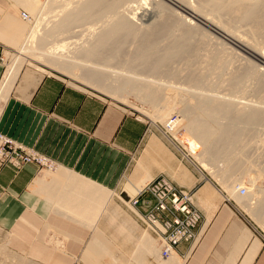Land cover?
<instances>
[{
    "label": "crops",
    "instance_id": "1",
    "mask_svg": "<svg viewBox=\"0 0 264 264\" xmlns=\"http://www.w3.org/2000/svg\"><path fill=\"white\" fill-rule=\"evenodd\" d=\"M24 3L0 0L5 57L17 53L30 33L18 18ZM5 72L0 62V85ZM4 107L0 131L58 164L52 172L0 165V228L16 232L25 249L21 261L41 259L44 251L48 264H264V228L237 204L243 197L237 192L229 198L210 174L196 169L165 138L163 126L33 68L21 71ZM162 176L192 192L203 216L197 238L180 243L168 259L137 217L154 199L145 195L136 209L117 196L126 182L146 179L150 185ZM106 191L113 196L108 207Z\"/></svg>",
    "mask_w": 264,
    "mask_h": 264
},
{
    "label": "bare ground",
    "instance_id": "2",
    "mask_svg": "<svg viewBox=\"0 0 264 264\" xmlns=\"http://www.w3.org/2000/svg\"><path fill=\"white\" fill-rule=\"evenodd\" d=\"M53 1L56 0H25V4L29 7L31 13L35 15L34 17L38 22L30 30L20 52L14 56L7 55L11 63H7V71L1 83L0 104L7 101L25 63L28 59L30 60L33 58L34 54L39 51L37 50L38 45L42 44L48 47V49H46L47 55H45V62L47 61L52 64L55 68H61L69 72L71 66L67 63L72 61L74 65L79 66L78 68L85 70V74H80L78 78L91 85L97 84V86L111 94H114L120 89L124 90V88H131L133 85H141L148 95L157 97L163 102L165 100L164 96H166V94L169 95L170 91L173 90L158 83L159 80H150L149 78L159 79L161 76L170 77L172 73H174L172 71V73L170 72V67L180 62H185L184 64L189 68V71L191 67L193 68L194 65L200 63L201 66L204 64L205 67H203V69L205 68L208 72L214 69L221 73L233 63L230 57L240 58L239 54L237 55L233 52L229 53L228 49H226L227 47L223 45L224 43L221 45L222 48L217 47V49H215V47L213 50L210 49L211 52L208 51L209 54L206 52V55H203V52H201L202 49L212 42L209 36L204 35V37L201 36L203 38L198 39L199 37L197 36V38L196 34L201 31V28L195 25L192 20H188L187 17H183L181 14L171 10L168 7L169 5L167 6V4L162 1L66 0L61 2L62 4L60 3L61 11L51 16L50 14L53 12L50 13L49 8L54 6L52 4ZM166 1L175 5L183 12L193 17V19L198 20L199 23L206 25L218 35L228 39V41L230 40L235 46L264 63V54L262 53L264 49V0ZM54 4L58 5V3ZM150 6H154L153 9H156V12L158 11L157 14H154L155 11H151L153 9L150 8ZM226 16L227 18L229 17L228 20H225ZM45 17H47V21H45L44 24L45 27H41ZM138 17L145 22H149L152 19L154 20L155 17L159 20L149 25H139L135 22ZM30 18H32L31 15ZM22 21L27 25H31L33 23V18L31 21L23 19ZM236 23L240 25L241 23L250 25L251 27L249 28L251 30L248 29L253 39L243 37L245 34H238L239 32L234 29V24ZM82 24L90 26L85 29L88 30L89 33L86 38L83 36L84 40H74V35L65 36V33L73 30L75 26ZM98 24H101V28H99L100 31L95 28ZM202 33H204V31ZM60 36L62 37L59 38ZM129 43H131L130 47H132L130 50L131 52L127 50ZM41 53L42 52H40V54ZM40 56L41 55H39V57ZM39 59L43 61V58ZM68 59L71 61L69 62ZM244 60H246L248 67L245 64V69L241 66L239 70H233L234 73H229L228 79L225 76L227 80L224 82H228L229 85H227L231 89H234L239 86V81L249 78L254 79L255 77L260 83L259 93H263L264 71L262 72L258 65L252 63L248 59H243V61ZM203 69L201 67L200 71H191L188 76V82H190V84H195V86L204 83L203 80L206 74L202 73L204 71ZM201 70L203 71L201 72ZM157 76L160 77L157 78ZM107 78H113L116 82L115 88L113 87L114 90L106 84ZM176 94L179 96V100L177 104L174 105V108L177 105L185 104L183 108H180L178 126L170 129L167 126L170 118L166 120L164 113L155 115V119L164 125V129L171 135V138L168 137L170 143H172L178 151L183 153L185 159L189 162H191L190 157H194L198 162L196 169H199L202 174L203 171L207 173L209 171L210 174V171L214 170L213 172H215V175L223 181V185L227 189L225 190L226 193L227 191H229L230 194L232 192L231 196H233V198L237 192L240 194V190L245 188L247 193L246 195L240 194L243 197V201L239 200L238 202L243 209H246L251 214H256V217H258L257 215L259 212L262 211L261 213H264V189L258 184L260 181L264 180V169H262V172L254 171L251 168L252 166L248 163L241 162L240 160H243L241 158L244 157L243 154L246 150H244L243 147H241L240 150L239 148L237 149L239 144L241 145L244 143V138L246 136V132H244L246 129L240 128L239 124H244V126H247L245 128H248L251 125L264 123V107H253L250 105L240 106L236 103L233 104L231 101V103H227L223 100H219L221 99L220 97L216 96L212 98L204 94H198L194 104H186L185 99H180L182 92L179 91ZM197 110H201L208 114L222 128L220 135L214 140H212L214 130L199 118L194 117ZM183 118L188 120L184 129L186 133L191 136L190 139L178 136V131L182 127L181 121ZM228 120L229 123H227L229 126H226L224 122ZM175 141L183 146L185 152L177 146ZM203 150L204 155L202 154ZM233 160H236V163L233 162ZM219 164L220 166L222 165L223 168L220 167ZM219 167L222 168L220 169L222 171L218 170ZM235 180L238 182L240 181L241 184H245V187L236 188L233 183ZM147 182L146 179L137 181L135 184L126 182L124 192L130 195L131 198L138 197V195L146 189L143 190ZM232 183L235 189L231 186ZM261 184L263 183L261 182ZM106 192V207H108L113 200L112 197L109 196L110 192ZM122 199L126 204L128 202L130 203L131 200L127 201L124 198ZM261 213H259L260 217H262ZM260 217L259 219H262ZM145 237H147L146 234L142 238L144 239ZM147 245L149 246V244ZM160 248H162V246Z\"/></svg>",
    "mask_w": 264,
    "mask_h": 264
},
{
    "label": "rangeland",
    "instance_id": "3",
    "mask_svg": "<svg viewBox=\"0 0 264 264\" xmlns=\"http://www.w3.org/2000/svg\"><path fill=\"white\" fill-rule=\"evenodd\" d=\"M42 1H45V0H42ZM64 1H66V0L53 1L52 4L54 6L50 5L52 7L49 8L50 13L53 12V13L50 14L51 16L56 14V12H58V11L60 12L61 11L60 3L64 2ZM67 1H72V0H67ZM73 1H78V0H73ZM153 1L154 2L155 1L164 2L165 4H167V6L169 5L168 7L171 10L181 14L183 17H187L188 20H192V22H194L195 25H198L201 28L200 29L201 31H199L200 33L197 32V34H196V37L197 36L199 37V38L197 37L198 39L203 38L204 35L209 36V38L212 40V42H210L211 44L209 43L207 47H204L202 49L201 52H203V55H206V52L209 54V52H211V50H213L215 47H216L215 49H217V47L218 48H222L221 45H222V43H224L223 45L225 47H227L226 49H228L229 53L233 52V53H236L237 55L239 54L241 59L238 58V57H236V58L235 57H230L231 61L233 63H231L230 64L231 66L229 65L227 67V69H224L223 72H221V73L219 71H215L214 69L210 70L209 71L210 73H209L208 71L205 70V68L203 69V67H205L204 64L201 66L200 63H197V65H194L193 66L194 69L191 67L192 69L190 68V71H189V68L186 67V65L184 64L185 62L184 63L180 62V63H176V65L175 64L172 65L170 67V72L172 71L174 73L171 72L172 75L170 77L169 76H165V77H162V76L160 77L159 76L161 78V80H160V78L158 76H157V78H159V79L149 78L150 80H156V81L159 80L158 83H161L162 85H164V87L167 86L166 88H169V89L171 88L170 90H173V91H170L169 95L166 94V96H164V98H165L164 102L162 100H160L159 98H157V97H154L152 95H148L146 90L143 87H141V85H133L131 88H127V89L124 88V90L120 89L117 92H115L114 94H111V93L105 91L103 88L97 86V84L91 85V84L85 82L84 80H81L80 78H78L80 76V74H85V70H83L82 68H78L79 66L74 65L72 63V61L69 60V59H68V61L69 62L71 61V62L67 63V64L71 66L70 67L71 68L70 69L71 72L70 71L69 72L64 71L61 68H57V67L55 68L54 66H52V64L48 63L47 61L45 62V60H44L45 57H46L45 55H47L46 49H48V47L45 46L44 44L38 45V49L37 50H39L38 51L39 53L38 52L35 53L32 59H30V60L28 59L27 60V62L24 65V69L23 70L28 69V68H33V69H37V70L39 69V71L44 72L46 74H54V75H57V76H61V77L65 78V79H67L69 82H71V83H73V84H75V85H77V86H79L81 88H85L87 90H91V91H95V92L101 93V94L109 97L113 101L119 102V103H121V104H123L125 106H128V107L134 109L141 117L147 119L148 121H150L152 123H155V124L159 125L161 128L163 126V129H164V125H162L159 121H157L155 119V115H158L160 113H164V116H165L166 120L171 118V116H173V115H178L179 116L180 111H181L180 108H183L184 105H185V104L184 105H177L174 108V105H176L178 100H179V98H178L179 96L176 94L179 91L182 92V94H181L182 98L180 97V99H185V101H186L185 103L186 104H191V103L194 104L195 103V99H197L198 94H204V95H209L212 98L217 96V97L221 98L219 100H223V101H225L227 103L231 101V102H233V104L236 103L237 105L239 104L240 106H242V105H248L249 106L250 105V106H253V107L254 106L255 107L256 106L257 107H264V92L263 93L262 92L259 93L260 92L259 91V84L260 83L257 81V79H255V77H254V79L249 78V79H246V80H243V81H239V83H238L239 86L237 88H234V89H231L228 86L229 85L228 82H224L225 80L228 79V76L230 75L229 73L233 74L234 71L239 70L240 69L239 67H241V66H242V68L244 67V69L246 68V66L248 67V64H247L246 60L243 61V59H248L252 63L258 65L260 67V69L262 70V72L264 71V63L259 61L257 58L251 56L246 51H244V50L238 48L237 46H235L232 42H230V40L228 41V39L218 35L216 32L211 30L206 25H203L202 23H199L198 20L193 19V17L189 16L187 13L183 12L181 9H179L175 5H173L171 3H168V1H166V0H153ZM192 1L194 2V0H192ZM54 3H56V4L58 3V5H55ZM21 4H22V2H21ZM56 7H57V9H56ZM150 8L153 9L154 6H150ZM20 9L27 11L33 18V23L31 25H27V33H29V31L37 24L38 21L34 17L35 15L31 13L29 7L26 4L24 6H21ZM21 10L19 12H17L19 14V16H18L19 19H21L20 14L23 12V11L21 12ZM151 11L152 12L155 11L154 14H157V12H158V11L156 12V9H153ZM168 12H170V11H168ZM228 19H229V17L227 18V16H226L225 20H228ZM158 20L159 19L157 17H155L154 20L152 19L149 22H145V21H143V19L141 20V18L138 17L135 22L137 24H139V25H141V24L149 25V24H152V23H154V22H156ZM45 21H47V17L44 18V21H43V24H42L41 27H45L44 26ZM234 25H235L234 29L237 30V32H239L238 34L241 35V33H242V35L245 34L243 37H246L247 39H253L251 34H250V31H249V29H250L249 27H251L250 25H245L244 23H241V25L236 23ZM100 26H101V24H98L95 28H97L99 30V28H101ZM89 27H90L89 25H85V24H82V25H79V26H75L73 30H70L67 33H65V36H69V35L73 36L74 35V40H81L84 37L86 38V36L88 35L89 32H88V30H85V29H87ZM91 27H92V25H91ZM203 31H204V33H202ZM205 31H206V33H205ZM65 36H63V37H65ZM201 36H203V37H201ZM61 37L62 36H60L59 38H61ZM256 40H258V39H256ZM130 45H131V43H129L128 47L126 46L128 52L132 48V47H130ZM129 47H130V49H129ZM20 49H19V51L17 53H13V54L8 53V54H6V58H7V55H11V56L17 55L20 52ZM263 51H264V49H263ZM263 51H262V53L264 54ZM40 52H42V53L40 54ZM42 54H43V56H42ZM39 55H41L42 57L41 56L39 57ZM38 57L39 58H43V61H42V59H39ZM36 58H38V59H36ZM73 61H76V60H73ZM7 63L8 64L11 63L9 61V58L6 59V71H7ZM198 64L200 65V68L202 67V69L204 70V71L201 70V72L203 71L202 73L206 74V75H205L204 80H203L204 83L197 84V86H195V84H192V83L190 84V82H188L189 81L188 76H189L190 72L193 71V70L194 71H196V70L200 71V68H199ZM245 64H246V66H244ZM5 74H6V72H5ZM5 74H4V76H5ZM225 76H226L227 79L225 78ZM106 84L108 85V87H111V89H113V90H114V88L116 86V82L114 81L113 78H110V79L107 78ZM168 86H170V87H168ZM191 86H195V87H191ZM227 86H228V88H227ZM0 87H1V85H0ZM182 90H184V91H182ZM175 91H176V93H175ZM158 99L160 100V102H159ZM5 102L0 104L1 105L0 106V109H1L0 112L3 111V108H5L4 107V103ZM159 103L160 104L162 103L161 106H160ZM160 107H162V108H160ZM161 109H162V111H161ZM170 110H174V111H170ZM194 117L199 118L200 120H202L205 124H207L208 126H210L214 130V136L212 137V140H214L216 137H218L220 135V133L222 131V128L208 114H206L205 112H202L201 110H197L195 115H194ZM227 122L229 123V120L224 122V124L226 126L228 125ZM187 123H188V120L183 118L182 121H181L182 127L178 131V133H179L178 136H180V137L183 136L185 139H187V138L190 139L191 136L189 134H187L186 130L184 129V127H185V125ZM239 126H240V128L246 129V131H244V132H246L245 133L246 136L244 138L245 141L241 145L239 144L238 147H237V149L239 148V150L241 149V147H243L244 150H246V151L243 154L244 157L241 158L243 160H240V159L239 160L241 162H243V163H248L250 166H252L251 167L252 170L261 171L262 172V169H264V123L251 125L248 128H245L247 126H244V124H239ZM163 131H164L163 133H166L164 135H166L165 138L167 140H168V137L171 138V135L168 134V132L165 129ZM175 143L177 144V146H179L181 148V150H183L182 149L183 146L180 145L179 142L175 141ZM181 154H182V156H184L183 153H181ZM202 154L204 155V150H203ZM190 159H191L190 163L193 162L196 165H198V162L194 159V157H190ZM233 162L236 163V160L235 161L233 160ZM219 166H220V164H219ZM220 167H222V165ZM220 167H219V169L218 168L217 169L220 170V169L223 168V167L222 168H220ZM218 170H216V171H218ZM213 171H210V175L216 180V182L221 186V188L224 191L227 190L226 187L223 185V181H221L220 178L217 175H215V172H213ZM220 171H222V170H220ZM208 174H209V171H208ZM236 181L237 180H235L233 182L236 188L245 187V184H241L240 181L239 182L238 181L236 182ZM261 182L263 184H261ZM233 183L231 184V186H233ZM258 184L261 185L263 187V189H264V180L260 181V183H258ZM125 187H126V185H125ZM235 187H234V189H235ZM124 190H123V192H124ZM226 194H227V196H229V198L235 199V198H233V196H231L232 192L230 194L229 191H227ZM117 196L119 197L121 202L123 201L122 203L125 204L126 206H128V204L129 205L131 204V202L130 203L128 202L126 204V202L121 198V194L120 195L118 194ZM237 204L240 206L239 203H237ZM128 208H130V207L128 206ZM240 208L249 217H251L257 224H259L260 226L262 225L261 227L264 226L263 225L264 224V213H261L262 211L259 212V213L262 214V217L259 216V213L257 215L258 217H256L255 216L256 214H253V213L251 214L246 209H243L242 206H240ZM259 217L262 218V219H259ZM54 239H55V237H52L50 240L45 238V241L48 244V243H52L51 241L54 240ZM44 250L46 252H48V250H46V249H44ZM24 252H25L24 245H22V246L18 245V236H17L16 232H13V236H11L9 233H7L6 231H3L0 228V253H1L0 254V264H48L49 263L48 260H46L44 258V256H46V253L44 251L40 255V257H42L41 259H39V257H37V255H35L36 256V257H34V258H36L35 260H31L32 258L30 257L28 262L21 261L22 257L24 256Z\"/></svg>",
    "mask_w": 264,
    "mask_h": 264
},
{
    "label": "built area",
    "instance_id": "4",
    "mask_svg": "<svg viewBox=\"0 0 264 264\" xmlns=\"http://www.w3.org/2000/svg\"><path fill=\"white\" fill-rule=\"evenodd\" d=\"M21 18L26 21L32 20L27 11L21 13ZM0 62L6 69L3 49H0ZM178 118V115L171 116L168 128H176ZM182 149L185 151L183 147ZM0 165L11 166L17 171L27 165H35L45 171H54L58 168V164L50 157L22 144L3 131H0ZM246 193L245 188L240 190L241 195ZM145 195H150L154 199V205L148 212L140 213L137 217L143 222L146 230L160 240L161 258L168 259L174 255L180 243L194 241L197 238L203 216L194 206L192 192L177 186L165 176L157 178L138 197L131 198L132 206L137 208Z\"/></svg>",
    "mask_w": 264,
    "mask_h": 264
},
{
    "label": "water",
    "instance_id": "5",
    "mask_svg": "<svg viewBox=\"0 0 264 264\" xmlns=\"http://www.w3.org/2000/svg\"><path fill=\"white\" fill-rule=\"evenodd\" d=\"M121 197L127 201H129L131 199L130 195H128L126 192H122Z\"/></svg>",
    "mask_w": 264,
    "mask_h": 264
}]
</instances>
